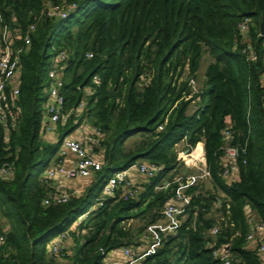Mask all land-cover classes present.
<instances>
[{
	"label": "trees",
	"instance_id": "1",
	"mask_svg": "<svg viewBox=\"0 0 264 264\" xmlns=\"http://www.w3.org/2000/svg\"><path fill=\"white\" fill-rule=\"evenodd\" d=\"M46 1L0 0L3 23L23 49L20 95L9 102L19 119L15 125L0 123V166L13 167L11 178L0 177V234L5 238L0 264H101L110 251L134 245L147 225L161 219L158 210L177 188L175 147L181 142L187 149L203 143L213 191L201 185L187 189L191 203L180 228L142 264H219L207 246L215 225L211 211L222 218L214 239L230 244L234 264H263L247 248L243 208L264 225V0H65L75 6L65 20L41 16ZM244 17L251 20L248 43L237 30ZM31 24L35 30L24 45L17 32L25 35ZM245 44L258 54L256 62L241 54ZM53 48L67 55L61 90L66 109L81 101L86 106L80 116L58 124L48 140L40 133L42 74ZM204 54L211 61L194 93L189 81H195ZM84 88L92 93L85 95ZM74 119L101 131L97 149H104L103 169L80 197L45 206L49 188L41 176L58 162L63 138L77 127ZM228 127L232 138L226 142ZM128 141L132 145L126 148ZM227 143L245 149L235 181L221 174ZM139 161L161 165L162 171L142 185L136 198L108 199L77 225V218L97 204L112 174ZM137 220L140 226L126 227ZM64 232V256L48 255L47 243Z\"/></svg>",
	"mask_w": 264,
	"mask_h": 264
},
{
	"label": "built area",
	"instance_id": "2",
	"mask_svg": "<svg viewBox=\"0 0 264 264\" xmlns=\"http://www.w3.org/2000/svg\"><path fill=\"white\" fill-rule=\"evenodd\" d=\"M74 8L73 4H69L65 0H47L41 9L40 15L47 19L65 20L73 12ZM250 25L251 20L247 17L239 21L237 30L242 37L248 33ZM34 30L35 25L31 24L25 35L22 36L18 31V39L23 40L24 45H29L31 42L30 33ZM22 51V47L15 45L14 36L8 26L3 23L0 13L1 124L10 121L11 125H15L19 119L18 110L15 107H11L9 102L14 104L20 95L19 71ZM241 54L245 56L247 62H256L258 60V54L255 53L249 44H245L242 47ZM66 57L67 55L64 51H58L55 60L52 61L51 67L47 71L49 91L43 103L45 111L41 120V134L53 135L58 124H66L71 115H75V117L80 116L86 106V102L81 101L74 109L67 110L65 107V100L61 90L64 86L63 70ZM91 57V54L87 55L88 59ZM92 82L95 85L99 84V78L94 76ZM194 85L195 82L191 79L189 86L193 89L194 93H197ZM262 89L264 90V72L262 74ZM83 91L87 96L92 93L90 88H84ZM73 123L77 124L75 119ZM160 129L162 128L160 127ZM101 138V131L93 126H89L86 121L77 124L73 133L63 138L59 149L60 159L57 163L46 168L41 177L49 188L48 195L43 200L45 206L63 205L74 197V189L63 185L61 181L71 182L89 179L103 169L104 156L101 155L103 150L102 148L101 150H97L98 141ZM223 138L226 142L231 140L232 132L230 127L224 131ZM197 145L192 149L179 153L177 157V160H182L186 166L189 167L190 165L197 169L198 172L185 178H174L173 183H177V188H175L172 198L159 210L161 219L146 226L138 243L110 251L105 255L101 264H142L147 257L154 255L163 247L165 237L177 233L184 220L186 209L191 203V197L186 194L187 189L199 185L204 179L210 178L203 149L199 156H195ZM222 151L223 155L220 162L221 174L224 179L231 180L237 174V161L239 160L240 153H244L245 149H239L227 143L222 146ZM68 158L72 160L69 164L65 162ZM161 171V165L149 161H139L125 170L114 172L103 186L97 204L89 209L88 212L78 217L76 224H80L87 218L91 210L103 206L104 201L108 199L128 200L136 198L143 188L133 177L134 174L148 181L159 175ZM12 174L13 167L10 164L4 163L0 166V177L8 179L12 177ZM163 185L167 187L169 183L165 182ZM243 213L249 229L245 237L246 244L252 245L249 249L254 251L264 264V225L255 220L248 207L245 206L243 208ZM220 222H222V218L209 229L208 236L213 241L207 242V246L211 250V257L219 264H234L235 258L230 250V244L221 243L218 245L214 239L221 232ZM66 237L65 232L54 237L47 248V254L55 258H62L64 256L63 250L65 249L64 241ZM4 245L5 238L0 234V250Z\"/></svg>",
	"mask_w": 264,
	"mask_h": 264
},
{
	"label": "rangeland",
	"instance_id": "3",
	"mask_svg": "<svg viewBox=\"0 0 264 264\" xmlns=\"http://www.w3.org/2000/svg\"><path fill=\"white\" fill-rule=\"evenodd\" d=\"M245 43H248L249 42V38H248V34H246L245 36H243V39H242ZM57 53H58V50L56 49H50L48 50L47 52V58H46V61H45V64H44V67H43V74H42V85H43V89H42V93H43V97L46 99L47 96H48V91H49V81H48V78H47V71L49 70V68L51 67V64H52V61L55 60L56 56H57ZM211 61V58L209 57L208 54H204V57H203V60L201 62V66L198 70V73H197V76H196V79H195V90L197 91V93L199 92V90L201 89L202 87V81H203V73H204V70L206 68V65ZM196 101L193 102L190 107H189V110H188V113L191 114L195 108H196ZM42 111H43V114H44V111L45 109L42 107ZM132 143L130 141H128L126 144H125V147L128 148V147H131ZM203 149V148H202ZM175 150H176V153H177V157L179 156V153L183 152V151H186L187 148L185 147L184 143H178L177 146L175 147ZM204 151V150H203ZM176 157V158H177ZM177 169H178V172L177 174L175 175L174 178H185L186 176H189V175H194L198 172L197 169L193 168L192 166L189 165L186 166L182 160H177ZM42 177V176H41ZM143 180V179H142ZM138 184H140V186L142 187V185L145 183L144 181H137ZM203 182V181H202ZM202 188L204 190H210V191H213L212 189V186H211V183H210V180L207 181V182H204L201 184ZM208 216H212L213 218H217L219 215L218 213H216L215 211H211L210 214ZM127 224H129V226L126 225V227H129V228H133L135 229L136 227L140 226L141 222L140 221H129ZM50 242L47 243V248L49 246Z\"/></svg>",
	"mask_w": 264,
	"mask_h": 264
},
{
	"label": "crops",
	"instance_id": "4",
	"mask_svg": "<svg viewBox=\"0 0 264 264\" xmlns=\"http://www.w3.org/2000/svg\"><path fill=\"white\" fill-rule=\"evenodd\" d=\"M207 66V65H206ZM206 69V68H205ZM205 71V70H204ZM204 74V73H203ZM88 123V125L89 126H91V124H89V122H87ZM73 133V132H72ZM71 133V134H72ZM46 138L49 140V139H54V136L53 135H51V134H48L47 136H46ZM46 138H45V140H46ZM101 140L102 139H100L98 142H101ZM202 145H203V143H199L198 145H197V150H196V152H195V156H199L200 155V153H201V150H202ZM98 150V149H97ZM103 151H102V154L101 155H103L104 156V149H102ZM58 157H59V154H58ZM60 159V158H59ZM72 160L70 159V158H68L67 160H65V162L66 163H70ZM237 174H235L234 176H233V178L231 179V181L233 180V181H235L236 179H237ZM133 177H135V180L136 181H144V182H146V180H142V178H140L139 176H137V175H133ZM210 180V178H208V179H204L203 180V182L201 181V183L199 184V185H201L202 183H204V182H207V181H209ZM61 183L63 184V185H65V186H69V187H72L73 189H74V198H77V197H80L83 193H84V191H85V189L90 185V183H91V178H89V179H80V180H74V181H69V182H64V181H61ZM220 196H224L222 193L220 194ZM218 204H219V202H217V205L216 206H218ZM249 211H250V209H249ZM159 212V211H158ZM250 213H251V211H250ZM251 215L255 218V215H253L252 213H251ZM220 216H218L217 218H215V224L217 223V222H219V220H220ZM256 220V219H255ZM127 226H129V224H127ZM132 230H133V228H132ZM140 236H141V234L137 237V239H136V241L134 242V245L136 244V243H138V241L140 240ZM252 245H247V248L249 249L250 247H251ZM115 258V257H114Z\"/></svg>",
	"mask_w": 264,
	"mask_h": 264
},
{
	"label": "water",
	"instance_id": "5",
	"mask_svg": "<svg viewBox=\"0 0 264 264\" xmlns=\"http://www.w3.org/2000/svg\"><path fill=\"white\" fill-rule=\"evenodd\" d=\"M261 32H262V35L264 36L263 22H261ZM111 227H112V223L109 225L108 229H110Z\"/></svg>",
	"mask_w": 264,
	"mask_h": 264
},
{
	"label": "clouds",
	"instance_id": "6",
	"mask_svg": "<svg viewBox=\"0 0 264 264\" xmlns=\"http://www.w3.org/2000/svg\"><path fill=\"white\" fill-rule=\"evenodd\" d=\"M203 146V145H202Z\"/></svg>",
	"mask_w": 264,
	"mask_h": 264
}]
</instances>
